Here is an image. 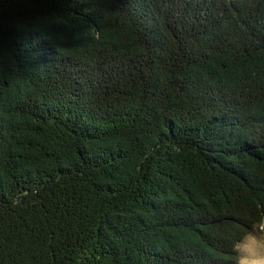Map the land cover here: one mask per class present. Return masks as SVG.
Listing matches in <instances>:
<instances>
[{"label":"trees","instance_id":"16d2710c","mask_svg":"<svg viewBox=\"0 0 264 264\" xmlns=\"http://www.w3.org/2000/svg\"><path fill=\"white\" fill-rule=\"evenodd\" d=\"M264 228V0H0V264H238Z\"/></svg>","mask_w":264,"mask_h":264},{"label":"rangeland","instance_id":"374dc122","mask_svg":"<svg viewBox=\"0 0 264 264\" xmlns=\"http://www.w3.org/2000/svg\"><path fill=\"white\" fill-rule=\"evenodd\" d=\"M241 258L238 264H261L264 262V229L245 237L239 245Z\"/></svg>","mask_w":264,"mask_h":264},{"label":"clouds","instance_id":"9594fccd","mask_svg":"<svg viewBox=\"0 0 264 264\" xmlns=\"http://www.w3.org/2000/svg\"><path fill=\"white\" fill-rule=\"evenodd\" d=\"M262 229H264V228H262ZM261 264H264V262H261Z\"/></svg>","mask_w":264,"mask_h":264}]
</instances>
